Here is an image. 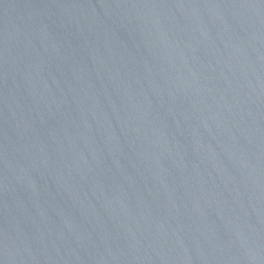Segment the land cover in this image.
Masks as SVG:
<instances>
[{
	"label": "water",
	"instance_id": "obj_1",
	"mask_svg": "<svg viewBox=\"0 0 264 264\" xmlns=\"http://www.w3.org/2000/svg\"><path fill=\"white\" fill-rule=\"evenodd\" d=\"M0 264H264V0H0Z\"/></svg>",
	"mask_w": 264,
	"mask_h": 264
}]
</instances>
